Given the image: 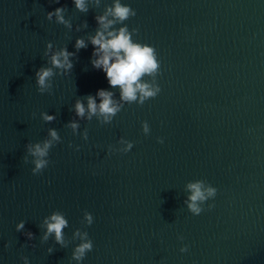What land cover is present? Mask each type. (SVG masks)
<instances>
[{
	"label": "water",
	"instance_id": "95a60500",
	"mask_svg": "<svg viewBox=\"0 0 264 264\" xmlns=\"http://www.w3.org/2000/svg\"><path fill=\"white\" fill-rule=\"evenodd\" d=\"M111 2L85 14L72 0H0V264H24L25 256L29 264H77L76 229L93 242L80 264H264V0H122L136 10L125 21L138 29L134 41L156 49L161 91L142 106L125 104L110 124L79 120L74 135L65 125L78 119L77 98L99 89L119 98L92 67L87 40ZM61 6L71 31L47 19ZM80 37L88 47L73 69L53 78L51 95L38 93L34 74L48 66L47 43L75 52ZM41 112L56 119L46 123ZM49 128L61 142L33 175L25 145ZM121 138L133 148L109 153ZM195 180L217 189L198 216L183 204ZM55 210L68 220L66 248L54 237L41 243L39 225ZM85 211L91 226L82 223Z\"/></svg>",
	"mask_w": 264,
	"mask_h": 264
},
{
	"label": "clouds",
	"instance_id": "9594fccd",
	"mask_svg": "<svg viewBox=\"0 0 264 264\" xmlns=\"http://www.w3.org/2000/svg\"><path fill=\"white\" fill-rule=\"evenodd\" d=\"M72 2L76 10L86 14L89 12L90 6L99 8L102 0H72ZM55 3H60V0H55ZM66 12V7H57L55 10L47 12V19L52 21L55 18L57 24L64 25L71 31L73 25L70 19L65 18ZM135 16L136 10L130 5L122 3V0H112L111 4H105L102 14L95 15L94 19L97 24L95 33L87 36L88 42L93 46L90 63L94 69L102 70L106 74V79L111 88L119 90V98L116 99L115 92L106 89L97 90L95 95L89 94L77 98L72 110L78 119L70 120L65 125L72 130L74 135L77 134L80 127L79 120L91 121L95 117L101 125L110 124L125 104L135 103L142 106L147 100L154 99L161 91L157 83L160 61L157 58L156 49L147 43L134 41L133 36L138 32V29L132 28L130 31L125 23ZM117 25L121 26L116 27ZM82 27H88L87 21L77 26L76 31H81ZM87 47L88 43L83 37L75 40V52H69L67 47L56 48L51 42L47 43L44 56L47 58L48 66L39 67L34 74L38 93L51 95L53 78L57 75H68L74 67L72 58L76 57L81 49ZM98 100L99 102H97ZM33 115L35 116V113ZM40 117L46 123L56 119L54 115L45 112H41ZM142 131L145 135L150 132L149 124L146 121L142 122ZM82 137L84 140L88 139L87 129L82 133ZM60 142L61 137L57 130L49 128L45 139L25 145L26 155L23 160L25 163H29V157L32 158L30 162L34 165L31 169L33 175L41 174L48 167L50 163L49 151ZM157 142L162 144L163 138L158 137ZM118 144L121 147L109 145L108 152L127 153L133 148V143L124 138H121ZM69 147L72 145L69 144ZM77 150H79V146H77ZM185 191L189 195L183 200V204L195 216L205 211V202L215 198L217 194V189L205 180L189 181L185 185ZM212 207L214 205H208L209 210ZM82 223L91 226L93 223L92 214L85 211ZM67 227L68 220L64 213L59 210L53 211L39 225V228L44 230L41 243H46L50 237H54L55 244L66 248L69 242L65 239L63 230ZM24 228V221L16 225L18 232ZM24 235L29 240L34 239V234L31 231L24 232ZM72 239H79L80 243L73 249L71 259L80 264L86 254L92 251L93 242L89 238L88 232L80 229L74 231ZM178 239L182 241L184 237L179 236ZM47 251L51 254L53 248L49 247ZM179 251L181 253L187 252L188 246H182ZM21 259L24 264H29L26 256L21 257Z\"/></svg>",
	"mask_w": 264,
	"mask_h": 264
}]
</instances>
